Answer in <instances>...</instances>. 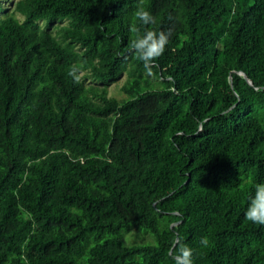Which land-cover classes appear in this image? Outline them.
<instances>
[{"label": "trees", "instance_id": "16d2710c", "mask_svg": "<svg viewBox=\"0 0 264 264\" xmlns=\"http://www.w3.org/2000/svg\"><path fill=\"white\" fill-rule=\"evenodd\" d=\"M138 6L0 0V264H172L179 241L194 264H264L244 216L264 183V0H143L171 29L151 71L129 50Z\"/></svg>", "mask_w": 264, "mask_h": 264}, {"label": "clouds", "instance_id": "9594fccd", "mask_svg": "<svg viewBox=\"0 0 264 264\" xmlns=\"http://www.w3.org/2000/svg\"><path fill=\"white\" fill-rule=\"evenodd\" d=\"M134 16L139 26L133 25L130 29L135 34V38L130 41L129 50L142 62L146 70L151 71V67L163 55L170 42L171 29L157 32L148 27L155 25L157 20L150 11L143 7V0H140V6L137 7ZM141 26L143 31H141ZM68 75L75 83L80 82L78 69L75 67L69 70ZM244 216L252 224L264 226V183L254 185V193L248 199ZM209 243L207 237H202L200 240V244L205 248L209 246ZM170 257L172 264H194L193 249L183 241L177 243V246L170 252Z\"/></svg>", "mask_w": 264, "mask_h": 264}, {"label": "rangeland", "instance_id": "374dc122", "mask_svg": "<svg viewBox=\"0 0 264 264\" xmlns=\"http://www.w3.org/2000/svg\"><path fill=\"white\" fill-rule=\"evenodd\" d=\"M12 1L13 0H2V3L6 7H8L11 5ZM126 80H127V74H124L120 79L110 84L108 87L109 94L119 99L126 98L127 97L126 93L122 91V86L125 84ZM90 83H91V80L87 79L86 84H90ZM124 234H125L126 241L128 243L140 244V243H145V242L148 243L147 241H153L152 234L143 228L129 227V229L124 230Z\"/></svg>", "mask_w": 264, "mask_h": 264}, {"label": "water", "instance_id": "95a60500", "mask_svg": "<svg viewBox=\"0 0 264 264\" xmlns=\"http://www.w3.org/2000/svg\"><path fill=\"white\" fill-rule=\"evenodd\" d=\"M243 74H244V76H245V78L247 79V81L249 82V83H252L251 82V80L248 78V76L243 72ZM178 223V222H177Z\"/></svg>", "mask_w": 264, "mask_h": 264}]
</instances>
